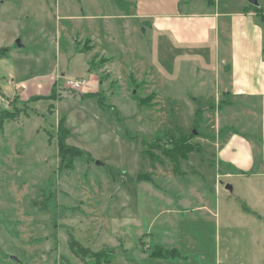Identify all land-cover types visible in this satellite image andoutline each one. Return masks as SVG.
I'll return each instance as SVG.
<instances>
[{
	"label": "rangeland",
	"instance_id": "1",
	"mask_svg": "<svg viewBox=\"0 0 264 264\" xmlns=\"http://www.w3.org/2000/svg\"><path fill=\"white\" fill-rule=\"evenodd\" d=\"M172 1L0 0V110L16 113L0 127V264H94L71 238L108 251L105 264H264V194L210 154L216 124L194 100L195 65L152 51L118 18L186 10ZM223 47L227 67L225 36ZM62 129L81 150L69 162ZM179 138L191 151L162 155ZM155 246L187 259L151 257Z\"/></svg>",
	"mask_w": 264,
	"mask_h": 264
},
{
	"label": "crops",
	"instance_id": "2",
	"mask_svg": "<svg viewBox=\"0 0 264 264\" xmlns=\"http://www.w3.org/2000/svg\"><path fill=\"white\" fill-rule=\"evenodd\" d=\"M206 2L184 0V12L156 13L154 8H142L135 14H122L118 18L131 21L140 28L141 44H148L152 51H160L171 60L195 65L198 73L194 77L195 84L199 87L195 88L196 97L193 98L211 108L216 124L211 136L214 148L210 154L226 166L223 171L227 170L228 176L241 177L237 181L244 188H247L244 180L248 177L264 194V187H258L259 180H264V0L263 4L258 2V10L248 1L238 2L237 6L231 0ZM179 3L180 0L172 1L175 5ZM96 34V31L91 32L85 39L94 45ZM224 36L227 67L222 65ZM98 49L101 53L107 51ZM203 66H210V70ZM208 83L214 91L204 87ZM209 94L211 97L207 101ZM228 185L232 190L236 188L234 182L225 186ZM260 202L256 204L260 205L258 212L263 214ZM246 210L256 212L252 207ZM184 256L170 259H187Z\"/></svg>",
	"mask_w": 264,
	"mask_h": 264
},
{
	"label": "trees",
	"instance_id": "3",
	"mask_svg": "<svg viewBox=\"0 0 264 264\" xmlns=\"http://www.w3.org/2000/svg\"><path fill=\"white\" fill-rule=\"evenodd\" d=\"M254 7L257 10L259 8V6H254ZM6 53H7V49L0 48V57L6 56ZM49 96H51V95H49ZM15 116H16L15 111L7 110V109L0 110V127L3 124L4 120H6V119L11 120V119L15 118ZM61 131L63 133L60 132L62 134H60L58 136V139H57L58 151L61 154V158L68 155L69 156L68 162H69L71 159H74L77 156H79L81 153V150L78 149L77 147L67 145L64 142L65 136H66V131L64 129H62ZM179 139H181V138H179ZM170 140H171V142H173V138H171ZM174 141H175L174 143H176V144H175V146H173V148L161 149V151L163 153L162 155L165 154L164 156L172 157L174 151H179L182 155L186 154V152L191 151V146L187 145V144L183 145L182 139L180 141H176V140H174ZM179 143H181L180 147H179ZM149 156L153 158L154 155L152 153H149ZM140 179H145V178L139 177V180ZM146 179H149V178H146ZM68 245H69V249L71 250V252L76 257H79L81 259H84L86 257L92 258L94 260V264H105L108 262V259H107V257L109 256L108 251H93L88 247L82 246L79 241L72 239V238L69 240ZM150 256L154 257V258H163V259L179 258V257L185 258V256L183 254H181L178 251V249H176V248L166 249V248H163L161 246L153 247L152 250L150 251ZM63 264H70V263L67 260V262L66 263L64 262Z\"/></svg>",
	"mask_w": 264,
	"mask_h": 264
},
{
	"label": "built area",
	"instance_id": "4",
	"mask_svg": "<svg viewBox=\"0 0 264 264\" xmlns=\"http://www.w3.org/2000/svg\"><path fill=\"white\" fill-rule=\"evenodd\" d=\"M70 87L76 89V90H83L87 84L86 79H80V80H70L67 82Z\"/></svg>",
	"mask_w": 264,
	"mask_h": 264
},
{
	"label": "water",
	"instance_id": "5",
	"mask_svg": "<svg viewBox=\"0 0 264 264\" xmlns=\"http://www.w3.org/2000/svg\"><path fill=\"white\" fill-rule=\"evenodd\" d=\"M249 3H251L252 5H256L258 6V0H247ZM19 40H17V43L19 44ZM20 45V44H19ZM98 164V162H96ZM226 188L230 189L231 187L228 185L226 186Z\"/></svg>",
	"mask_w": 264,
	"mask_h": 264
}]
</instances>
